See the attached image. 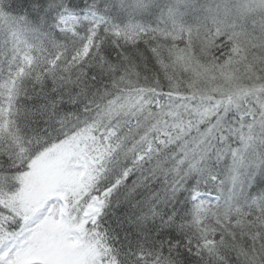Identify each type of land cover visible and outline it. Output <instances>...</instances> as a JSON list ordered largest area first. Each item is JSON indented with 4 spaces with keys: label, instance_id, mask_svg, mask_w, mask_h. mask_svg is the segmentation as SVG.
<instances>
[{
    "label": "snow or ice",
    "instance_id": "6c2138e0",
    "mask_svg": "<svg viewBox=\"0 0 264 264\" xmlns=\"http://www.w3.org/2000/svg\"><path fill=\"white\" fill-rule=\"evenodd\" d=\"M0 264H264V0H0Z\"/></svg>",
    "mask_w": 264,
    "mask_h": 264
}]
</instances>
